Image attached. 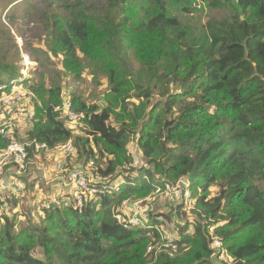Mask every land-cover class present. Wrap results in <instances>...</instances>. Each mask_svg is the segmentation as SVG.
<instances>
[{
  "label": "trees",
  "instance_id": "obj_1",
  "mask_svg": "<svg viewBox=\"0 0 264 264\" xmlns=\"http://www.w3.org/2000/svg\"><path fill=\"white\" fill-rule=\"evenodd\" d=\"M25 5L36 9L44 31L45 48L35 51L34 61L45 68L59 58V77L77 80L87 62L95 76H105L108 91L104 106L70 94L82 114L77 124L83 134H74L57 109L69 94L62 80L47 84L42 70L40 82H26L35 92L36 118L22 134L53 148L73 139L79 158L86 164L94 159L103 175L133 162L128 144L137 136L145 164L119 191L90 194L82 211L75 198L68 206L38 211L39 201L56 188L40 191L34 165L19 170L11 164L5 177L13 171L25 192L9 191L12 211L0 216V264H264V0ZM19 69L0 54V96L21 77ZM6 145L0 137V146ZM181 178L191 191L194 219L171 230L174 256L166 246L148 251L162 243L163 222L155 218L146 227L126 228L125 209Z\"/></svg>",
  "mask_w": 264,
  "mask_h": 264
},
{
  "label": "built area",
  "instance_id": "obj_2",
  "mask_svg": "<svg viewBox=\"0 0 264 264\" xmlns=\"http://www.w3.org/2000/svg\"><path fill=\"white\" fill-rule=\"evenodd\" d=\"M24 66L28 69L32 65L31 63H25ZM29 79V75L23 74L21 78L11 80L7 86L3 87V89L9 88V90L0 96V137L7 141L5 147L0 146V203L2 206L8 205L7 198L9 191L17 196H22L25 192V184L21 177L16 175H14L15 177H5L6 168L11 164L17 165L19 170H22L27 169V166L29 165H37V153L39 155L43 153L54 155V153H57L64 156L77 154L76 145L73 139L53 148L46 142H41L35 139L30 140L29 137H25L24 139L21 138V133L24 131L23 125H30L36 118L35 102L33 100L35 92L31 88L32 83H26ZM57 109L64 111L67 122L71 124V127L74 129V134H76V125L82 118V114L73 109L72 98L68 95L64 99L62 106ZM25 136H27V134ZM30 152L34 154L32 157L30 156ZM64 163L65 161L63 160H58L53 163L57 170L55 173L58 175L60 174V177L57 178V183L54 185L60 184L61 187H55L51 182L49 183L46 181L47 185L51 184L50 186L52 188H56V192L51 197H46L39 201L37 206L38 211L51 209L53 206L61 203L68 206L71 204L73 198H75V207L82 211L90 194H111L119 191L121 187L126 184L127 176L130 175L122 176L119 172L124 169L131 170V167L121 168V170H118L115 173L103 175L98 172H89L87 170V168H93L95 165L94 159L89 161L87 168H78L71 171L66 169ZM9 169L12 170V167H9ZM68 187L71 188L70 191L68 189L66 190ZM166 187L170 192H173L172 195L179 196L182 199L184 198L183 211L192 209L190 202L191 191L188 188V183L185 178H181L177 183L166 184ZM159 189L162 188H157L155 191ZM64 192V197L61 199V194ZM141 201L143 200L130 204L126 210L127 218L122 219L126 228L133 226L146 227L147 224H150L151 216L148 212L147 216L145 212H139V202ZM148 227L150 226L148 225ZM165 239L166 246L170 247V254L173 256L177 253L176 238L173 235H169L166 236ZM213 239V247L219 249L221 246L220 238L214 236ZM154 248H156V246L151 244L148 251H153ZM223 252L224 251H222V253ZM222 258H225V252L224 257Z\"/></svg>",
  "mask_w": 264,
  "mask_h": 264
},
{
  "label": "rangeland",
  "instance_id": "obj_3",
  "mask_svg": "<svg viewBox=\"0 0 264 264\" xmlns=\"http://www.w3.org/2000/svg\"><path fill=\"white\" fill-rule=\"evenodd\" d=\"M26 1L30 2L32 0H17V1L0 0V54H5L9 62L20 64V69H19L20 73L22 75L23 74L29 75V78L33 84L41 81L39 73L42 70H44L45 82L47 84H49L52 80L55 81L62 80V85L64 87V90L69 94V96L73 92H78L90 103H97L100 106L106 105L105 94L108 91L107 80L104 75L99 74L98 76H95L92 68L89 67V64L87 62H85L87 69L85 70L83 77L80 80H77L69 75H67V77L63 76V78L59 77L58 70L62 67L61 60L59 58H53L51 61L47 63L45 68H42L41 66L38 65V62L34 61V54L37 55L36 53H38L35 51H38L41 48L42 49L45 48L44 31L42 29V24L41 23L37 24V20L35 18L36 9L25 5ZM25 63H31L32 66H30L27 69L24 66ZM31 124L28 125L29 128ZM26 126L27 124L23 125L24 128ZM76 130H77L76 134H80V135L83 134L81 129L78 127V124L76 125ZM27 131L28 130L26 127V132ZM25 135L21 133V138L24 139L25 137L26 138L29 137L28 135L27 136ZM75 147L77 151L76 155L64 156V155H59L57 153H54V155H50L46 153L39 155L37 153L38 156L36 158L37 165L34 166H36V168L39 167L42 169L46 168L45 171L46 179L44 178V176H42L40 183H38L41 184V186H43L44 188V189L41 188L40 191L46 190V188H48L51 184H53V186L55 187L57 186L61 187L60 184L54 185L57 183V178L60 177V174L58 175L57 173H55L57 170L55 169V164L53 165L54 162H57L58 160L65 161L64 164L66 165V169L70 171L75 169L77 167L76 166L77 164L83 165L82 168L88 167L89 161H91L92 159L89 160L87 164L84 163L83 160L79 158L78 147L77 146ZM128 150L131 153V155L133 154L134 160L133 162L124 161L121 165L117 167L118 168L117 171L121 170V168L131 167V170L128 169L121 170L119 174L122 176L128 174L133 176V174L134 175L137 174L138 171L135 168L137 166L139 167L142 164H145L137 136H131V140L128 144ZM96 166L97 164L95 162L93 168L89 167L87 168V170L89 172H96ZM105 166H106V162L103 164L104 168ZM35 181L37 180L35 179ZM46 181H48L49 183L51 182V184L47 185ZM67 189L69 191L71 190L70 187L66 188V190ZM31 192L32 190L30 191V193ZM216 193H218L217 190L212 191V195ZM172 194L173 192H170L166 187L151 193L145 199H140L143 201L139 202L140 203L139 212L142 211L145 212L146 216L148 212L152 220L158 218L157 220L163 222L161 226H159L162 234V243L154 244L156 246L154 250H156L157 253L163 251L164 249L163 247L166 246L165 237L169 235H173L171 230L173 229L177 230L178 229L177 226L181 223L183 224L187 219L190 221H193L194 219L192 218L193 216H191V214L193 215L191 210L185 211V213L182 209L178 211L177 208L184 201L181 197ZM140 200L137 199L133 201L138 202ZM24 201L28 202L27 199H24ZM7 206L6 205L0 206V216L3 213H5V211H7L8 209L9 212L12 211L10 207L7 208ZM128 207L125 209V211L128 209ZM18 210H20L19 211L20 215L23 214L22 219H23V223H25L26 221L25 211L22 210L21 208L16 209V211ZM166 216H170L171 220H168ZM37 219L38 217L35 218V220ZM211 233L213 234V236H216L214 230ZM222 257H224V252L222 253Z\"/></svg>",
  "mask_w": 264,
  "mask_h": 264
},
{
  "label": "crops",
  "instance_id": "obj_4",
  "mask_svg": "<svg viewBox=\"0 0 264 264\" xmlns=\"http://www.w3.org/2000/svg\"><path fill=\"white\" fill-rule=\"evenodd\" d=\"M71 125V124H70ZM69 125V126H70ZM27 127V130H29V126H26ZM26 127L24 128V132H26ZM77 167L75 168V169H78V168H80L81 167V165L80 164H77L76 165ZM35 168H36V166H35ZM34 169V168H33ZM39 170V172H38V170ZM37 169H34V170H36V171H34V173H35V176L37 177L38 176V174L40 175V179H38V181H41V179H42V176H44V174H45V171H46V168H37ZM37 172H38V174H37ZM14 173H13V171L10 173V175L7 173V176H6V178H9V177H15L14 175H13ZM21 175V174H20ZM38 183H40V182H37V185H38Z\"/></svg>",
  "mask_w": 264,
  "mask_h": 264
},
{
  "label": "clouds",
  "instance_id": "obj_5",
  "mask_svg": "<svg viewBox=\"0 0 264 264\" xmlns=\"http://www.w3.org/2000/svg\"><path fill=\"white\" fill-rule=\"evenodd\" d=\"M80 168H82V167H80Z\"/></svg>",
  "mask_w": 264,
  "mask_h": 264
}]
</instances>
